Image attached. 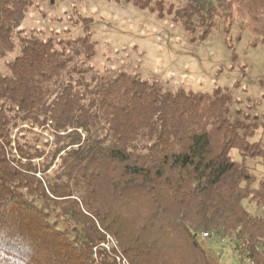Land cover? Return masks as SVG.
I'll list each match as a JSON object with an SVG mask.
<instances>
[{"label":"trees","instance_id":"trees-1","mask_svg":"<svg viewBox=\"0 0 264 264\" xmlns=\"http://www.w3.org/2000/svg\"><path fill=\"white\" fill-rule=\"evenodd\" d=\"M108 1L168 16L191 41L221 30L230 43L236 25L264 44V0ZM33 3L0 0V264H116L106 235L127 264H210L201 232L264 264V180L244 161L264 167L250 141L264 121L218 87L95 68L88 24L75 38L15 28Z\"/></svg>","mask_w":264,"mask_h":264},{"label":"rangeland","instance_id":"rangeland-1","mask_svg":"<svg viewBox=\"0 0 264 264\" xmlns=\"http://www.w3.org/2000/svg\"><path fill=\"white\" fill-rule=\"evenodd\" d=\"M165 1L174 9L179 2ZM84 24L89 25L96 42L95 55L90 60L95 68L106 69L112 75L125 71L136 72L143 79L157 78L170 90L211 93L218 87L231 94L234 110L257 115L264 121V44L255 43L247 28L238 35V27L232 26V46L221 30H213L203 40L191 41L182 24L168 16L160 18L130 2L108 0H35L14 27L44 36L75 38L83 33ZM4 67L0 59V69ZM259 138L264 141L261 127L250 141ZM230 155L234 160L242 159L236 149H231ZM244 161L257 180H264V167L257 159L245 157ZM242 205L251 213L262 212L248 199H243ZM105 239L99 247L115 255L116 264H127L114 240L108 235ZM199 242L210 264H251L228 239L200 236Z\"/></svg>","mask_w":264,"mask_h":264},{"label":"built area","instance_id":"built-area-1","mask_svg":"<svg viewBox=\"0 0 264 264\" xmlns=\"http://www.w3.org/2000/svg\"><path fill=\"white\" fill-rule=\"evenodd\" d=\"M200 236L203 238H209L210 237L209 234H207L206 232H201Z\"/></svg>","mask_w":264,"mask_h":264}]
</instances>
